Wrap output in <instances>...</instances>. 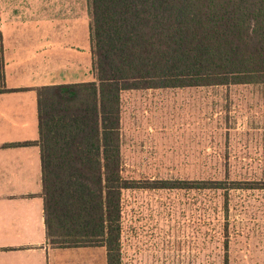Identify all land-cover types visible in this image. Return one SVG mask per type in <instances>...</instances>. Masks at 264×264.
Returning <instances> with one entry per match:
<instances>
[{
	"label": "trees",
	"instance_id": "16d2710c",
	"mask_svg": "<svg viewBox=\"0 0 264 264\" xmlns=\"http://www.w3.org/2000/svg\"><path fill=\"white\" fill-rule=\"evenodd\" d=\"M87 3L94 81L36 90L42 197L53 247H105L107 264H121L125 191L255 189L231 180L126 178L122 94L264 83V0Z\"/></svg>",
	"mask_w": 264,
	"mask_h": 264
},
{
	"label": "rangeland",
	"instance_id": "374dc122",
	"mask_svg": "<svg viewBox=\"0 0 264 264\" xmlns=\"http://www.w3.org/2000/svg\"><path fill=\"white\" fill-rule=\"evenodd\" d=\"M121 123L128 179L255 188L125 191L121 264H264V83L127 91Z\"/></svg>",
	"mask_w": 264,
	"mask_h": 264
},
{
	"label": "crops",
	"instance_id": "0c3cea01",
	"mask_svg": "<svg viewBox=\"0 0 264 264\" xmlns=\"http://www.w3.org/2000/svg\"><path fill=\"white\" fill-rule=\"evenodd\" d=\"M0 41V264H107L105 247L50 244L38 145L36 90L94 81L87 0L66 9L60 0H12L0 13Z\"/></svg>",
	"mask_w": 264,
	"mask_h": 264
}]
</instances>
